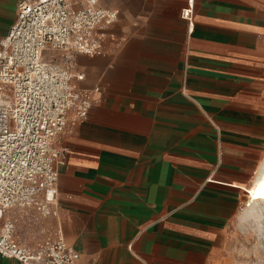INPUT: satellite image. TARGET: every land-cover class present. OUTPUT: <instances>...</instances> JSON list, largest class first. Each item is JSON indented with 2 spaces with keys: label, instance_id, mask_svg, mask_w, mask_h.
Returning <instances> with one entry per match:
<instances>
[{
  "label": "crops",
  "instance_id": "obj_1",
  "mask_svg": "<svg viewBox=\"0 0 264 264\" xmlns=\"http://www.w3.org/2000/svg\"><path fill=\"white\" fill-rule=\"evenodd\" d=\"M20 1L0 0V47ZM99 3L119 16L77 56L93 103L58 138L49 225L82 264H220L264 161V0H193L192 31L190 0Z\"/></svg>",
  "mask_w": 264,
  "mask_h": 264
},
{
  "label": "built area",
  "instance_id": "obj_2",
  "mask_svg": "<svg viewBox=\"0 0 264 264\" xmlns=\"http://www.w3.org/2000/svg\"><path fill=\"white\" fill-rule=\"evenodd\" d=\"M119 12L99 0H21L0 47V254L20 264H82L59 227L58 138L87 117L79 54L103 52ZM181 16L193 30V0ZM73 114L70 117V114Z\"/></svg>",
  "mask_w": 264,
  "mask_h": 264
},
{
  "label": "rangeland",
  "instance_id": "obj_3",
  "mask_svg": "<svg viewBox=\"0 0 264 264\" xmlns=\"http://www.w3.org/2000/svg\"><path fill=\"white\" fill-rule=\"evenodd\" d=\"M256 177V181L246 187L244 209L230 223L223 238L220 264H264V161ZM254 184L261 193L249 192Z\"/></svg>",
  "mask_w": 264,
  "mask_h": 264
},
{
  "label": "bare ground",
  "instance_id": "obj_4",
  "mask_svg": "<svg viewBox=\"0 0 264 264\" xmlns=\"http://www.w3.org/2000/svg\"><path fill=\"white\" fill-rule=\"evenodd\" d=\"M261 186H263V185H262V183H261ZM257 191H258L259 193H261V190H260V188H258V189H257Z\"/></svg>",
  "mask_w": 264,
  "mask_h": 264
}]
</instances>
